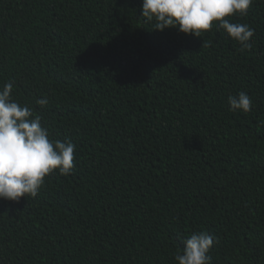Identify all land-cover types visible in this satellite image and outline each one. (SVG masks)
<instances>
[{
    "label": "trees",
    "instance_id": "obj_1",
    "mask_svg": "<svg viewBox=\"0 0 264 264\" xmlns=\"http://www.w3.org/2000/svg\"><path fill=\"white\" fill-rule=\"evenodd\" d=\"M141 5L0 0V88L76 146L70 174L0 199V264H177L200 231L210 264H264V0L225 17L254 29L243 51L217 27L157 31Z\"/></svg>",
    "mask_w": 264,
    "mask_h": 264
},
{
    "label": "clouds",
    "instance_id": "obj_2",
    "mask_svg": "<svg viewBox=\"0 0 264 264\" xmlns=\"http://www.w3.org/2000/svg\"><path fill=\"white\" fill-rule=\"evenodd\" d=\"M252 4L253 0H142L141 16L146 22L155 21L153 29L157 31L176 28L194 37H201L213 27L223 29L243 51L252 47L254 29L225 17L247 15ZM13 87V82H7L0 88V199L15 202L21 197H36L45 177L54 170L60 175L70 174L76 146L50 140L47 128L41 125V116L11 98ZM36 103L43 108L48 99L41 98ZM228 104L233 112L248 113L253 107L245 92L230 95ZM213 242L211 234L195 232L174 259L177 264H210L208 253Z\"/></svg>",
    "mask_w": 264,
    "mask_h": 264
}]
</instances>
